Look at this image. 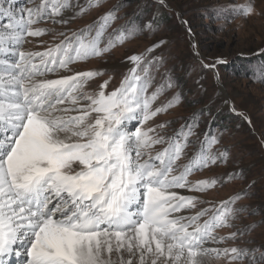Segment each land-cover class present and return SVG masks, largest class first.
<instances>
[{"label": "snow or ice", "instance_id": "obj_1", "mask_svg": "<svg viewBox=\"0 0 264 264\" xmlns=\"http://www.w3.org/2000/svg\"><path fill=\"white\" fill-rule=\"evenodd\" d=\"M105 2L27 0L30 7L16 8L0 0V264H209L210 252L219 264H264V245L249 247L255 242L237 223L248 208L239 202L256 182L198 208L208 202L178 190L206 192L246 179L243 170L193 182V172L226 162V151L212 150L219 139L209 130L189 154V137L198 136L195 113L172 135L165 131L171 121L148 126L181 103L180 92L160 102L178 87L162 54L167 41L127 57V72L111 90L110 80L87 90L103 73L72 67L159 28L157 16L145 19L143 4L120 0L84 27L67 29ZM154 3L170 9L168 0ZM126 8L131 13L120 16ZM119 19L125 23L114 26ZM49 21L66 30L40 26ZM47 33L59 42L44 51L25 47ZM249 71L264 80V63ZM155 145L163 147L153 154ZM225 227L230 234L217 236Z\"/></svg>", "mask_w": 264, "mask_h": 264}, {"label": "rangeland", "instance_id": "obj_2", "mask_svg": "<svg viewBox=\"0 0 264 264\" xmlns=\"http://www.w3.org/2000/svg\"><path fill=\"white\" fill-rule=\"evenodd\" d=\"M8 2H14L16 8L31 6L27 0H5V7ZM79 2L83 4L84 0ZM119 2L106 0L101 9L77 18L67 25V29L84 27ZM136 3L145 6V19L157 16L159 28L154 33L143 32L123 44H117L103 57L79 62L72 67L80 71L99 70L103 73L89 82L87 90L96 89L105 80H110L111 90L119 85L127 72V57L144 52L157 41L166 40L162 54L167 61L166 67L174 70L171 74L178 87L169 89L160 97V102L170 99L174 92H180L181 103L159 114L148 122V126L155 127L156 124L171 121L165 131L167 135H172L196 114L198 124L195 132L198 136L189 137V154L199 150L200 141L210 130L219 139V143L212 146L213 152L226 151L227 160L193 172L189 179L193 182L219 179L234 170H243L246 179L218 182L206 192L192 193L182 189L183 194L198 196L208 202L198 205V208H209L212 204L219 205L254 180L255 186L239 202L248 208L237 223L242 227L247 226L244 239L255 242L249 247L264 245V80L258 72L253 75L249 71L253 66L264 63V56L259 55L264 51V0H168L170 9L158 8L154 0H134L133 8ZM211 8L222 11H206ZM131 11L132 8H126L119 15L124 16L125 12ZM183 21L188 23L184 24ZM124 23V19H119L114 26ZM40 26L57 32L66 30L50 21ZM28 39L31 43L25 47L33 51H44L46 47L59 42L53 33ZM221 59L224 63H217ZM203 64H216V67L204 68ZM155 82L162 83V77L157 75ZM233 106L235 113L231 111ZM239 113L246 115L250 123ZM162 147L155 145L153 154ZM182 162L186 163L187 160ZM197 210L192 209L183 214L194 215ZM231 231L225 227L218 229L216 235L228 236ZM209 246V249H222L228 245L209 243ZM215 255L210 252L206 257L209 264H219Z\"/></svg>", "mask_w": 264, "mask_h": 264}, {"label": "bare ground", "instance_id": "obj_3", "mask_svg": "<svg viewBox=\"0 0 264 264\" xmlns=\"http://www.w3.org/2000/svg\"><path fill=\"white\" fill-rule=\"evenodd\" d=\"M178 191H180V193L183 194V191H182V190H178ZM183 195H184V194H183ZM205 247L209 248V247H210V246H209V243L206 244Z\"/></svg>", "mask_w": 264, "mask_h": 264}]
</instances>
